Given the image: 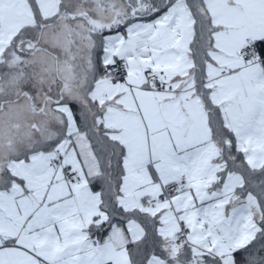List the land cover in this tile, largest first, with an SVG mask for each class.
I'll use <instances>...</instances> for the list:
<instances>
[{
  "label": "snow or ice",
  "instance_id": "snow-or-ice-1",
  "mask_svg": "<svg viewBox=\"0 0 264 264\" xmlns=\"http://www.w3.org/2000/svg\"><path fill=\"white\" fill-rule=\"evenodd\" d=\"M0 264H264V0H0Z\"/></svg>",
  "mask_w": 264,
  "mask_h": 264
}]
</instances>
